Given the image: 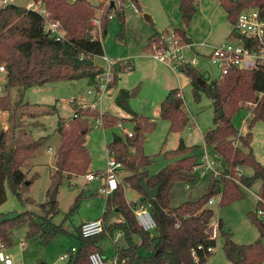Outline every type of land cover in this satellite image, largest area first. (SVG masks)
I'll use <instances>...</instances> for the list:
<instances>
[{
	"label": "trees",
	"instance_id": "trees-1",
	"mask_svg": "<svg viewBox=\"0 0 264 264\" xmlns=\"http://www.w3.org/2000/svg\"><path fill=\"white\" fill-rule=\"evenodd\" d=\"M31 1L43 5L44 16L13 4L0 9V65H4L6 69L0 110L8 112L9 119L8 130H0V206L6 202L7 188L21 203L33 202L30 198H21L22 192L34 179V176L28 179L21 167L47 139L41 137L28 145L15 143V117L17 108L23 103V91L48 83L79 79H88L94 85L95 76L103 72V68L94 63V58L103 56V46L100 40L92 35L91 19L102 9L101 29L106 28L107 16L111 12L122 21L127 0H120L123 5L121 10L110 3L106 6H95L88 0ZM197 2L198 0H179L178 10L185 27H188L196 14ZM219 5L232 26L228 38L237 36L234 26L241 11L256 9L260 19L264 20V0H219ZM135 7L138 10L137 5ZM47 22L58 24L64 33L62 39L56 40L44 33ZM172 33L178 39L179 45L191 44L184 29H174ZM167 34L169 35L167 31H154L143 50L151 53L153 46L155 50L165 49L164 39ZM242 40L245 45L248 44L247 39ZM253 47L256 49V43H253ZM176 70L194 86L195 99H198L199 89L213 101L215 127L204 135L203 145L212 147L223 159L228 167L227 174L211 178L207 191L197 199L171 207L174 186L194 185L198 180L194 168L199 165L198 152L201 146H187L180 138L174 150L164 153L165 159L170 163L156 174L150 175L147 168L154 164L155 156L145 155L143 147L146 135L155 129L154 121L133 113L119 99H116V102L131 115L129 119H120L108 112L99 113L93 107H77L72 101V118L68 121L59 119L55 128L60 144L54 155L55 170L50 177L48 194L50 195L54 188L57 190L64 180L70 181L73 177H83L90 173V154L85 145L86 136L90 131L89 119L99 121L104 129L128 121L133 126L132 137L113 135L106 148L107 154L121 164V170L125 174L122 182L141 195L139 203L150 205L156 228L151 234L144 232L137 225L133 213L136 202L125 200L123 184L120 183L117 189L105 198V209L100 218L101 233L83 238L78 226L76 237L79 247L74 252L70 250L64 264H90V254L97 252L102 255L100 241L105 237L111 238L114 233H120L125 242L124 247L115 249L116 264H206L216 242L208 233L209 223L214 215L213 210L207 207L211 199L219 195V205H228L242 199V188L249 189L259 183L256 210L264 212V166L255 159L251 149V129L256 123L264 122V64L250 73L241 90L242 101H239L231 112L226 108L227 101L234 103L240 96L236 98L226 92L223 98L221 87L233 73L207 83V79L189 64H182ZM198 79L204 80L205 84L201 86ZM115 82L116 79L111 86ZM14 88L18 91L15 101L12 102L10 90ZM50 108L55 110L54 107ZM219 110H222V116L218 119L216 114ZM241 110H248L251 114L249 131L244 135L232 124L233 116ZM159 117L168 122L169 133H181L189 125L178 89H171L160 102ZM243 167L251 168L252 175L247 177L237 171ZM140 178L148 188L158 187L154 198L150 199L143 193L139 187ZM81 198L79 195L76 203ZM40 208L44 214L42 217L31 212L13 217H3L0 214V243L3 248L11 247L12 232L19 228H25L26 239H37L44 245L51 242L60 230L51 224V219L58 214V209L55 203L49 202L41 204ZM113 212L120 216L121 221L110 224L109 219ZM247 216L259 234V238L248 245L234 244L229 234L223 232L222 221L217 222V231L224 237L223 250L231 264H261L264 261V245L261 242L264 240V224L258 220L256 212H249ZM135 237L139 239V243L133 240ZM208 249H212V252ZM233 254L237 255L236 259H233Z\"/></svg>",
	"mask_w": 264,
	"mask_h": 264
},
{
	"label": "rangeland",
	"instance_id": "rangeland-1",
	"mask_svg": "<svg viewBox=\"0 0 264 264\" xmlns=\"http://www.w3.org/2000/svg\"><path fill=\"white\" fill-rule=\"evenodd\" d=\"M91 1L96 2V0ZM9 2L25 7L31 0H9ZM106 2L107 0L103 2L102 6ZM132 3L138 4L139 14L133 11L134 5ZM178 4L179 0H127L123 9L122 21L111 12L113 18L108 20L106 28L101 30L99 36L103 46V55L111 61H126L131 70L123 72L121 65L118 66V71L121 69L116 85L112 89H107L98 102H96L95 94L89 95L87 93L88 89L94 90L88 79L48 83L23 91V103L16 111L15 124L17 128L14 132V141L19 145H28L41 137L47 139L33 157L21 167L28 179L34 176L33 182L22 192L21 198H30L33 202L21 203L7 188L6 202L0 206V214L3 217H13L24 212L44 216L40 205L49 202L48 190L50 177L53 173L54 154L60 144V138L55 132V128L59 119L68 121L72 118V101L77 107L88 106L95 102L93 105L99 113L108 112L117 118L129 119L131 115L116 102V99H119L133 113L154 121L155 129L146 135L143 147L145 155L155 156L154 164L147 168L150 175L156 174L170 163L169 160L165 159L164 153L177 147L179 137L183 138L185 143L199 145L202 149L204 135L215 127V111L212 99L199 89L197 91L198 99H195L194 86L183 74L177 70H171L168 65L155 60L150 53L143 50L147 45L148 38L154 31L162 32L166 29L178 28L188 32L191 22L188 27H185L180 18ZM199 8L205 10L206 14H204V21L192 29L189 36L191 42L199 43L208 40L207 42L213 45H220L231 40L227 36L232 26L227 21L223 9L218 5V0H198L196 13ZM145 15L149 17L148 20ZM168 33L170 34L169 31ZM185 55L186 57L191 56L188 53ZM101 57L94 58L97 64L94 63L99 67H104L105 64ZM196 70L207 79V83L219 79L218 69L206 59L198 58ZM4 81V76L1 75V87H3ZM169 89L180 91L184 110L189 121L194 123L192 130L189 129L190 126L188 125L181 133H169L168 122L159 117V104ZM17 91V88L10 90L12 102L16 99ZM221 93L225 98L226 90H222ZM3 95L4 91L0 90V97ZM232 96L236 98L240 96L241 99L243 97L242 91L236 90ZM240 99L231 104L226 100L228 112H231L240 103L239 101H242ZM50 107H54L55 110L52 111ZM249 115L250 111L241 110L232 118V124L240 134L244 135L249 131L248 125L251 119ZM89 123L90 131L86 136V148L90 154L89 170L100 173L106 169L109 158L106 148L113 135L124 137L125 131L132 133L133 126L132 123L125 121L120 126L104 129L99 121L89 119ZM255 125L254 131L252 130L251 149H253V155H257L264 165V122H258ZM201 149L198 153L201 152L202 154L203 149ZM202 155L213 160L212 168L214 171L219 172L226 168L223 159L215 151L207 150ZM241 169L244 176L252 175L251 168L243 167ZM217 174L220 175L221 173ZM124 176V172L120 170L118 178L121 184H123L122 178ZM213 177H216L213 172H207L203 177H198L197 184L187 191L185 197L180 200L182 190H178L176 192L178 197L171 198V207L197 199L207 191ZM102 181L98 178L87 182L86 176L73 177L70 181L64 180L57 188L54 202L58 214L51 219L52 226L60 229L58 234L51 242L44 245L37 239H26L25 228L15 229L12 232V245L5 250L12 263L64 264V261L59 260L60 257L67 255L72 248L77 249L79 247V241L76 237L78 225L86 219L101 218L102 216L105 209V198L97 193ZM258 185L259 183L249 189L242 188V199L228 205H219V195L213 198L210 205H207L214 213L213 219L209 223L208 233L212 235V231L215 230L213 235L216 242L212 255L206 264H231L223 250L224 237L217 231L218 220L222 221L223 232L228 233L231 241L236 245H248L259 238L255 225L247 216L249 212L257 213L258 211L256 210L260 188ZM182 186L181 184L177 185L180 188ZM123 191L127 202L137 201L138 192L131 189L127 184H123ZM79 195L82 198L76 203V198ZM119 218L120 216L118 217V214L113 212L109 222L115 223L117 222L115 220ZM258 220L264 221V218ZM133 240L139 241L136 237ZM261 242L264 245V240ZM124 246L123 236H117V233H114L111 238H103L99 243L101 250L108 255H114L116 248ZM261 264H264V261Z\"/></svg>",
	"mask_w": 264,
	"mask_h": 264
},
{
	"label": "built area",
	"instance_id": "built-area-1",
	"mask_svg": "<svg viewBox=\"0 0 264 264\" xmlns=\"http://www.w3.org/2000/svg\"><path fill=\"white\" fill-rule=\"evenodd\" d=\"M113 4L115 8L123 9V5L120 0H107L106 5ZM10 4L9 0H0V9L4 8L6 5ZM26 9L34 11L41 16H44L45 11L41 3H36L31 1L25 6ZM137 10V9H136ZM138 11V10H137ZM102 15V12H101ZM100 16H94L91 19L93 26L92 35L94 38H98L101 32V23ZM108 20L113 18V15L110 14L107 16ZM44 33L49 37L55 38L56 40L63 38V31L59 29L56 22H47L44 26ZM234 31L237 36L230 38L226 43H223L219 46L212 48L210 53L207 56L208 61L218 69L219 78H223L229 73H235L241 68H245L248 71L252 72L259 65L264 64V20L260 19L258 10L256 9H246L239 13L236 19L234 26ZM242 38L248 40V44L245 45ZM166 47L165 49L155 50V47H152L150 54L155 60L171 66L173 69L182 64H189L192 67L197 66L196 58L189 56L186 57L184 53V48L189 46H181L178 43V39L173 36V33L165 37ZM253 43H256V49L253 47ZM105 66L103 72L96 75L94 78V90H88V94H95L96 99L99 100L101 95L110 87L115 77V68L120 66L122 63L119 61H111L107 57H101ZM123 71L127 72L130 70V67L123 63ZM1 75H6V69L4 65H0V78ZM0 90H3V87L0 86ZM118 126L121 123L117 124ZM9 128L7 112L0 110V130L7 131ZM125 136L132 137L131 132L125 131ZM214 162L209 160L206 155H201L199 159V165L194 168V172L198 177H203L207 172H213L214 176H217V172L213 170ZM122 169L120 163L116 162L113 158H108L106 169L100 173L94 174L89 173L86 175V181H94L100 178L102 181V186L98 189V194L104 198L109 197L120 185V180L118 178V172ZM240 172L239 170H237ZM211 199L208 204L212 203ZM264 203V201H263ZM135 220L137 225L144 231L148 233H153L156 224L151 215L150 205L148 203H139L136 202V206L133 210ZM259 219L264 218V212L258 210L256 213ZM264 224V221H262ZM80 235L83 238L92 237L98 235L102 231V221L101 219H94L84 221L79 225ZM215 230L212 231L211 238H214ZM6 249L3 248L0 243V263L1 264H12V260L8 254H6ZM72 252L75 250L72 249ZM209 252H212V249H208ZM68 255H62L60 257L61 261H66ZM90 264H107L103 255L95 252L89 256ZM112 264H116V259L112 261Z\"/></svg>",
	"mask_w": 264,
	"mask_h": 264
},
{
	"label": "crops",
	"instance_id": "crops-1",
	"mask_svg": "<svg viewBox=\"0 0 264 264\" xmlns=\"http://www.w3.org/2000/svg\"><path fill=\"white\" fill-rule=\"evenodd\" d=\"M68 1H73V0H68ZM89 2H91L93 5H95V6H97V5H102L103 4V2L104 1H106V0H96V2L94 3V2H92L91 0H88ZM133 4V3H132ZM131 5V4H130ZM134 5V4H133ZM135 5H137V8H138V11L136 10V7H135ZM134 5V7H133V11L135 12V13H137V14H139L140 12H139V6H138V4H135ZM218 5H219V0H218ZM95 14H97V16H100V14H101V11H97ZM204 14H206V11L205 10H202V8L200 9H198V11H197V13L193 16V18L191 19V24H190V26H189V29H188V32H186V36L189 38V36L191 35V32H192V29H194V27L196 26V25H198L199 23H201L202 21H204ZM146 16V15H145ZM147 20L149 19V17L147 16V17H145ZM174 29H178V28H171V29H166V30H164V31H169V32H171V31H173ZM164 31H162V32H164ZM152 35V34H151ZM227 38H228V36H227ZM190 39V38H189ZM227 40V39H226ZM208 41V40H207ZM206 40H204V41H202V42H199V43H193V42H191V44L189 45V46H187V47H185L184 48V53H188V55H191L192 57H194V58H196V60L198 61V58L199 59H203V60H208L207 59V56H208V54L210 53V51L212 50V48H214V47H216V46H219V44L218 45H213L212 43H210V42H207ZM223 44V43H222ZM221 45V44H220ZM204 50V51H203ZM104 56V55H103ZM101 57V56H100ZM106 57V56H105ZM102 59V58H101ZM103 61V60H102ZM94 62H95V60H94ZM120 62V61H119ZM96 63V62H95ZM104 63V62H103ZM120 63H122L121 64V66L120 67H123V63H127L126 61H122V62H120ZM97 64V63H96ZM105 64V63H104ZM103 64V65H104ZM127 65V64H126ZM167 65V64H166ZM127 66H129V65H127ZM169 66V65H168ZM130 67V66H129ZM170 68H171V70H173V71H176L175 69H173L171 66H169ZM121 69V68H120ZM120 69H119V71H120ZM131 70V69H130ZM118 71V67H116L115 68V77H114V79H116V82H117V80H118V77H119V75H120V72ZM123 72H125V71H123ZM128 72V71H127ZM248 72V73H247ZM250 71H246L244 68H241L240 70H238V71H236L235 73H233V75H232V77L221 87V90H226V92L230 95H232L236 90H242L243 89V87H244V85H245V83L247 82V80H248V77H249V75H250ZM116 82H115V84L114 85H110V87L108 88V90L109 89H112L115 85H116ZM4 83H5V81H4ZM3 83V84H4ZM93 86V85H92ZM89 90V89H88ZM171 89H169L168 90V92L170 91ZM88 93V92H87ZM90 95H93V94H90ZM99 100H97L96 102H98ZM74 102V101H73ZM230 103H232V102H230ZM93 104H95V102L94 103H91L90 105H88V106H79V107H83V108H86V107H93V108H96V107H94V105ZM185 111V110H184ZM249 117L251 118V114L249 115ZM190 123H191V125H190ZM194 123H193V121L192 122H190L189 121V129L190 130H192V128H193V125ZM255 126L256 125H254V127H253V129H251V133H252V130L254 131V129H255ZM188 127V126H187ZM129 132V131H128ZM240 133V132H239ZM241 135H243V134H241ZM181 137H179V139H180ZM182 140H183V138H181ZM184 141V140H183ZM185 143V142H184ZM187 146H192V145H190V144H187V143H185ZM85 145H86V142H85ZM50 149V148H49ZM202 149H203V151H202V154H203V152H207V150L208 151H212L213 150V148L212 147H205L203 144H202ZM201 149V150H202ZM253 150V149H252ZM214 151V150H213ZM55 153H56V150H55ZM200 154V156L202 155L201 154V152L199 153ZM55 155V154H54ZM254 157H255V159L259 162V163H261L262 165H263V163L260 161V159L257 157V155H255L254 154ZM54 163H55V160H54ZM264 166V165H263ZM54 170H55V167H53V172H54ZM88 171L90 172V173H94V172H91L90 170H89V168H88ZM227 172H228V167L226 166V168L223 170V171H219V172H217V173H221V174H227ZM240 173H242V169L240 168ZM198 180H199V178H198ZM198 180H197V182H198ZM87 182H91V181H87ZM197 182L195 183V184H197ZM195 184L194 185H185V184H181V185H183L181 188L180 187H177V185L178 184H176L175 186H174V188H173V194H172V197H175V198H177L178 196H176V192L178 191V190H182L181 191V195L182 196H180V198H179V200L180 199H182L183 197H185V193L187 192V191H189L191 188H193L194 186H195ZM102 186V185H101ZM258 187H260V184L258 185ZM257 199L259 200V197H257ZM141 200V195L140 194H138V198H137V201L136 202H138V201H140ZM208 205H210V204H208ZM103 213V212H102ZM119 217V216H118ZM95 219H100V218H95ZM88 220H94V219H86L85 221H88ZM115 221H117V222H120L121 221V218H119V219H117V220H115ZM82 222H84V221H82ZM81 222V223H82ZM80 223V224H81ZM110 223V222H109ZM79 224V225H80ZM111 224V223H110ZM78 225V226H79ZM119 235H121L120 233H117V236H119ZM137 238V237H136ZM136 243H139V241L137 240L136 241ZM72 249H74V250H76L75 248H72ZM71 249V250H72ZM6 254H8L7 252H6ZM102 255H103V257L105 258V260H106V263L107 264H112V261L113 260H115L116 259V256H115V254L114 255H108V254H106L104 251H102ZM60 260V259H59ZM61 261V260H60ZM13 264V263H12Z\"/></svg>",
	"mask_w": 264,
	"mask_h": 264
},
{
	"label": "water",
	"instance_id": "water-1",
	"mask_svg": "<svg viewBox=\"0 0 264 264\" xmlns=\"http://www.w3.org/2000/svg\"><path fill=\"white\" fill-rule=\"evenodd\" d=\"M111 5H113V4L111 3ZM145 17H147V16H145ZM198 82L201 86L205 84V81L201 80V79H198ZM221 116H222V110H219V112L216 114V117L219 119V118H221ZM139 187L141 188L143 193L150 199L154 198L157 195L158 187H155L153 189L148 188L146 186L145 182L143 181V179H141V178L139 179ZM56 193H57V190L54 188L49 195V203L55 202ZM115 211H117V210H115ZM232 257H233V259H236L237 255L233 254Z\"/></svg>",
	"mask_w": 264,
	"mask_h": 264
}]
</instances>
